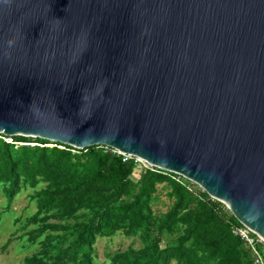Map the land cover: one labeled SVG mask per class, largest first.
Here are the masks:
<instances>
[{
    "label": "water",
    "instance_id": "obj_1",
    "mask_svg": "<svg viewBox=\"0 0 264 264\" xmlns=\"http://www.w3.org/2000/svg\"><path fill=\"white\" fill-rule=\"evenodd\" d=\"M0 134L135 156L264 239V0H0Z\"/></svg>",
    "mask_w": 264,
    "mask_h": 264
},
{
    "label": "trees",
    "instance_id": "obj_2",
    "mask_svg": "<svg viewBox=\"0 0 264 264\" xmlns=\"http://www.w3.org/2000/svg\"><path fill=\"white\" fill-rule=\"evenodd\" d=\"M49 143L0 134V185L8 206L26 189L35 200L24 228L33 226L25 235L38 248L24 264H95L97 238L116 232L139 236L143 246L114 252L109 264H253L250 247L232 232L241 223L195 183L187 188L145 168L134 182V159L110 147ZM163 183L170 204L156 212ZM259 249L264 258V245Z\"/></svg>",
    "mask_w": 264,
    "mask_h": 264
},
{
    "label": "rangeland",
    "instance_id": "obj_3",
    "mask_svg": "<svg viewBox=\"0 0 264 264\" xmlns=\"http://www.w3.org/2000/svg\"><path fill=\"white\" fill-rule=\"evenodd\" d=\"M53 143H49L52 145ZM144 167L137 163L134 173L131 176L134 182L142 173ZM165 184L158 185V199L153 204L156 212H165L170 204L167 195L168 189ZM31 189L21 191L12 201L7 203L2 186L0 185V264H24L23 258L29 256L37 250L36 243H31L25 232L33 226L24 228L26 218L31 216L36 209L35 200L30 198ZM11 238L8 247L3 251L1 246ZM167 244L166 238L160 242V246ZM143 242L139 236H126L122 232H116L110 236L98 237L94 243V263L109 264V255L116 251L125 250L128 247L140 248Z\"/></svg>",
    "mask_w": 264,
    "mask_h": 264
},
{
    "label": "built area",
    "instance_id": "obj_4",
    "mask_svg": "<svg viewBox=\"0 0 264 264\" xmlns=\"http://www.w3.org/2000/svg\"><path fill=\"white\" fill-rule=\"evenodd\" d=\"M5 140L10 141L9 138H4ZM61 148H64V146L58 145ZM111 151L113 153H117L123 156L124 160L129 159V158H133L136 165L137 163H140V166L143 165V167L145 169H149L151 171H161L165 174H167L168 176H170L172 179H174L175 181L179 182L180 184L185 185L187 188H190L189 183H193L192 181L186 179L185 177L177 174V173H173V172H169V171H165L162 169H159L155 166H152L144 161H142L141 159L135 157V156H130L128 154H123L120 153L119 151L111 148ZM232 232L234 235L239 236L241 239H243L247 245L250 247L252 253H253V264H264V258H263V254L261 253L260 249H259V245H264V239L259 236L258 234H256L255 232H253L250 228H248L247 226L243 225L241 223V226H234L232 228Z\"/></svg>",
    "mask_w": 264,
    "mask_h": 264
}]
</instances>
